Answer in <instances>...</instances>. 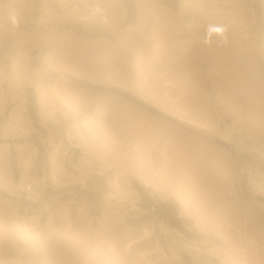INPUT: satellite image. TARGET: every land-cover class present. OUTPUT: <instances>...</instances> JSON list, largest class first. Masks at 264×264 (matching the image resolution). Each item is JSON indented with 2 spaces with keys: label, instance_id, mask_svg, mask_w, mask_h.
<instances>
[{
  "label": "rangeland",
  "instance_id": "obj_1",
  "mask_svg": "<svg viewBox=\"0 0 264 264\" xmlns=\"http://www.w3.org/2000/svg\"><path fill=\"white\" fill-rule=\"evenodd\" d=\"M0 264H264V0H0Z\"/></svg>",
  "mask_w": 264,
  "mask_h": 264
},
{
  "label": "bare ground",
  "instance_id": "obj_2",
  "mask_svg": "<svg viewBox=\"0 0 264 264\" xmlns=\"http://www.w3.org/2000/svg\"><path fill=\"white\" fill-rule=\"evenodd\" d=\"M186 1L187 0H184V2H186ZM43 61L45 62V60H43ZM8 125H10V120L9 119H7L6 122L4 123V126L5 127H7ZM226 129L229 130V128H226ZM30 164H31V159L29 157H27L23 161V169L25 171H27L29 169ZM62 209H63V215H65L66 218H67L68 217V214H69V208H68V206L67 205H64ZM30 219H33V220L36 221L37 220V217L33 215V216L30 217ZM69 224H70V219H67V225H69ZM146 234H148V230L145 229L144 230V235H146ZM131 244H132V242L126 244L127 249L130 248V245ZM141 254H142L143 257H147L146 252H142Z\"/></svg>",
  "mask_w": 264,
  "mask_h": 264
},
{
  "label": "built area",
  "instance_id": "obj_3",
  "mask_svg": "<svg viewBox=\"0 0 264 264\" xmlns=\"http://www.w3.org/2000/svg\"><path fill=\"white\" fill-rule=\"evenodd\" d=\"M30 67L32 70H36L37 68H39L42 64V57L39 55V53H35L32 57H31V62H30ZM27 190L31 189L30 185H27L26 187Z\"/></svg>",
  "mask_w": 264,
  "mask_h": 264
}]
</instances>
